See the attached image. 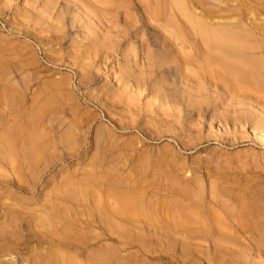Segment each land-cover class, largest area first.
<instances>
[{
	"label": "rangeland",
	"instance_id": "1",
	"mask_svg": "<svg viewBox=\"0 0 264 264\" xmlns=\"http://www.w3.org/2000/svg\"><path fill=\"white\" fill-rule=\"evenodd\" d=\"M182 2L0 0V264H264V0Z\"/></svg>",
	"mask_w": 264,
	"mask_h": 264
},
{
	"label": "bare ground",
	"instance_id": "2",
	"mask_svg": "<svg viewBox=\"0 0 264 264\" xmlns=\"http://www.w3.org/2000/svg\"><path fill=\"white\" fill-rule=\"evenodd\" d=\"M143 1V0H142ZM164 1V0H163ZM200 1V0H199ZM135 2V1H134ZM141 2V1H140ZM167 2H168V4H167V7H168V5H169V9L168 10H170V6H171V10H172V12H174V10L176 9V12H178V11H181V13L180 12H178V13H180V15L181 16H183V18L181 17V19H180V21H181V23L182 24H184V22H185V20H186V18L184 19V17H185V15L186 14H183V2H182V0H167ZM163 3V2H162ZM144 4V3H143ZM145 4H146V2H145ZM153 4H156L155 3V1H154V3ZM159 4V3H158ZM164 4V3H163ZM147 5V4H146ZM198 5V4H197ZM139 5L137 4V3H134V7H138ZM149 6V5H148ZM147 7V6H146ZM175 7H179V9L177 10V8H175ZM173 8V9H172ZM191 8V7H190ZM99 9H101V8H99ZM137 9V8H136ZM143 9V8H142ZM147 9H148V7H147ZM161 9V8H160ZM187 9V8H186ZM170 10V11H171ZM188 10H189V8H188ZM152 11H154V9L152 10ZM152 11L150 12L149 10L148 11H146V9H145V7H144V10L141 12V14L140 15H138L137 17H138V19H137V21H138V23L142 26V27H147L148 26V20H149V17H148V15L151 17V18H156V19H160V17H159V14L157 15L156 14V12L154 13H152ZM185 11V10H184ZM176 12H174L175 14H176ZM158 13V12H157ZM185 13V12H184ZM193 13V12H192ZM155 15V16H154ZM197 16V15H196ZM180 17V16H179ZM194 17V16H193ZM195 18V17H194ZM194 18H190V19H192V21H191V24H187V27H188V25H191L192 26V28L194 29V31H195V33L196 34H194V36H192V38H194V42H196L197 44L198 43H200L201 41H200V39H198V41H196L195 40V38L197 37L198 38V36H199V38H201V36L203 37V35L202 34H204V33H202V24H201V22H199L197 19H194ZM184 19V20H183ZM188 19V18H187ZM126 20H128V19H126ZM130 20V19H129ZM161 21H162V19H161ZM209 21V20H208ZM173 22V21H172ZM186 22H188V23H190L189 22V19H188V21H186ZM180 23V24H181ZM170 25H171V20H169V19H167L166 21H165V24H164V26H165V28H167L168 26L170 27ZM173 25H175V24H173ZM135 26V25H134ZM180 27H181V25H180ZM182 27H184V28H187L185 25H183ZM190 28V27H189ZM188 28V29H189ZM192 28H190L189 30L191 31L192 30V32H194L193 31V29ZM206 28V27H205ZM184 31V30H183ZM169 32V31H168ZM214 32V31H213ZM177 33H180V32H177ZM209 34V33H208ZM215 34V33H214ZM183 35V34H182ZM224 35V34H223ZM181 36V35H180ZM207 35H205V37H206ZM213 36V35H212ZM215 36V35H214ZM214 36H213V38H214ZM217 36V35H216ZM221 36V35H220ZM189 37V36H188ZM204 37V38H205ZM185 38H187V36L185 37ZM212 37L210 38L209 37V35H208V37L206 38V39H203V42H206V43H210V45H211V48H217L218 47V50L219 49H221V50H225V51H229V52H231V51H234L235 50V48H236V46H234V42H233V37L232 36H227V37H225L224 38V40H225V42L224 43H219V45L216 43V41L213 39ZM179 42H180V44L183 46V47H185V45H187L186 43V41L184 40V37H179ZM189 39V38H188ZM208 41V42H207ZM205 43V44H206ZM178 44V43H177ZM207 45V44H206ZM209 45V44H208ZM180 46V45H179ZM243 48H245V47H243ZM242 48V49H243ZM248 48V47H247ZM246 49V48H245ZM220 50V51H221ZM219 54H220V52H219ZM49 59V58H48ZM15 104V103H14ZM28 117V116H27ZM28 124V123H27ZM26 124V125H27ZM35 125V124H34ZM28 128V127H27ZM31 130V129H30ZM12 134V133H11ZM32 134V133H31ZM29 135V134H28ZM9 137V136H8ZM7 137V138H8ZM6 138V137H5ZM10 139V138H9ZM16 141V140H15ZM44 143V142H43ZM44 146V145H43ZM39 147V146H38ZM42 147V146H41ZM3 150V149H2ZM5 150V149H4ZM33 150V149H32ZM1 153V152H0ZM31 153V152H30ZM32 154V153H31ZM10 157V156H9ZM35 157H36V154H35ZM11 158V157H10ZM4 162V161H3ZM236 220V219H235ZM46 226V225H45ZM238 227H234V228H236V230H237V232H240L241 231V227L239 228V225H237ZM217 227V226H216ZM215 227V228H216ZM230 227V226H229ZM233 227V226H232ZM222 228V227H221ZM217 229V230H221V232L223 233V235H228V233L229 232H227V231H223L224 229H226V228H223V229ZM231 228V227H230ZM197 230H199V232H201V233H204V234H207V233H211L212 232V230H211V228H205V229H197ZM217 230H215V232L217 231ZM219 231H217L218 233H219ZM234 231H235V229H234ZM242 231H243V229H242ZM245 232V231H244ZM217 233V234H218ZM231 233V232H230ZM221 234V233H220ZM211 235V234H210ZM215 235V234H214ZM213 235V236H214ZM245 235V234H244ZM203 236V235H202ZM212 236V237H213ZM236 237V236H235ZM209 238V237H208ZM222 238V237H221ZM217 239V238H216ZM223 241V240H222ZM216 246V245H215ZM219 248H221V247H219ZM218 251H219V249H218ZM257 252V251H256ZM262 253V252H261ZM234 255V254H233ZM234 256H236V253H235V255ZM233 257V256H232ZM237 258V257H236ZM238 259V258H237ZM234 262V261H233ZM241 262V261H240Z\"/></svg>",
	"mask_w": 264,
	"mask_h": 264
}]
</instances>
